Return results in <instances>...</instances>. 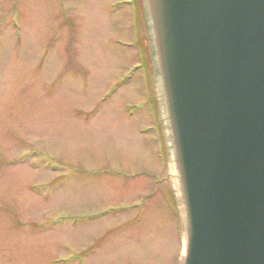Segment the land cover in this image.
Wrapping results in <instances>:
<instances>
[{
    "label": "rangeland",
    "instance_id": "obj_1",
    "mask_svg": "<svg viewBox=\"0 0 264 264\" xmlns=\"http://www.w3.org/2000/svg\"><path fill=\"white\" fill-rule=\"evenodd\" d=\"M158 73L139 0H0V264L182 263Z\"/></svg>",
    "mask_w": 264,
    "mask_h": 264
},
{
    "label": "water",
    "instance_id": "obj_2",
    "mask_svg": "<svg viewBox=\"0 0 264 264\" xmlns=\"http://www.w3.org/2000/svg\"><path fill=\"white\" fill-rule=\"evenodd\" d=\"M185 210L182 264H264V0H141Z\"/></svg>",
    "mask_w": 264,
    "mask_h": 264
},
{
    "label": "bare ground",
    "instance_id": "obj_3",
    "mask_svg": "<svg viewBox=\"0 0 264 264\" xmlns=\"http://www.w3.org/2000/svg\"><path fill=\"white\" fill-rule=\"evenodd\" d=\"M159 81H160V80H159ZM160 85H161V84H160ZM163 111H164V115H165V114H166V113H165L166 110H165V108H164V104H163ZM170 146H171V150H172V157H171V158H172V170H173L174 173H175V170H177V169H176V163H175V160H174V159H175V157H174V149H173L172 144H170ZM176 172H177V171H176ZM175 184H176L177 187H180V182H179V180H178V181L176 180V183H175ZM181 201H182V197H181ZM183 206H184V205H183V201H182V211H183V214H185V210H184V207H183ZM181 264H182V263H181Z\"/></svg>",
    "mask_w": 264,
    "mask_h": 264
}]
</instances>
